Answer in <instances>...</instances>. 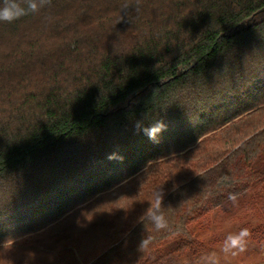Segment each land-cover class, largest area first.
<instances>
[{"label":"trees","instance_id":"16d2710c","mask_svg":"<svg viewBox=\"0 0 264 264\" xmlns=\"http://www.w3.org/2000/svg\"><path fill=\"white\" fill-rule=\"evenodd\" d=\"M220 214L264 240V0H51L0 20V264L205 258Z\"/></svg>","mask_w":264,"mask_h":264},{"label":"rangeland","instance_id":"374dc122","mask_svg":"<svg viewBox=\"0 0 264 264\" xmlns=\"http://www.w3.org/2000/svg\"><path fill=\"white\" fill-rule=\"evenodd\" d=\"M246 221H248V219L245 218V215L238 217L233 214H228L226 216L220 214L219 216L212 217V223L200 234L203 240L209 242V252L206 257L214 253L218 264H264V240L260 241V235L255 237V234L250 233L246 238L243 251H239L238 249H234L228 253L223 251L226 237L229 234H236L241 229L246 228ZM260 222L261 220L258 218H253L250 226L252 228L246 229L252 231ZM233 252L235 254H233ZM206 257L200 259L188 257L178 259L174 262L175 264H211L210 261L206 260Z\"/></svg>","mask_w":264,"mask_h":264},{"label":"clouds","instance_id":"9594fccd","mask_svg":"<svg viewBox=\"0 0 264 264\" xmlns=\"http://www.w3.org/2000/svg\"><path fill=\"white\" fill-rule=\"evenodd\" d=\"M27 8L21 7L17 0H3V6H0V20L5 22H13L30 12L34 13L39 11L40 8L50 5L51 0H26ZM136 3L139 4V0H136ZM124 9L130 7L128 3H125L122 6ZM165 125L162 123H157L150 128L144 129L145 134L152 139L153 141L156 140L158 133L162 130H165ZM234 199L235 197H230ZM161 205V198L157 196L155 202V209L149 212L151 216L152 222L155 224L156 229H164L166 228L167 221L163 214H159V208ZM250 235L248 229L243 228L236 234H229L224 242L223 251L225 253L231 252L234 249H238L239 251H243L246 244V238ZM148 243L147 240H142L141 245H146ZM233 254H235L233 252ZM206 260L210 261L211 264H218L215 254L206 257Z\"/></svg>","mask_w":264,"mask_h":264}]
</instances>
